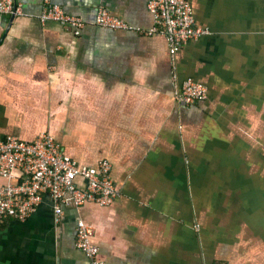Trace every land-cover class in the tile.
<instances>
[{
    "label": "crops",
    "instance_id": "1",
    "mask_svg": "<svg viewBox=\"0 0 264 264\" xmlns=\"http://www.w3.org/2000/svg\"><path fill=\"white\" fill-rule=\"evenodd\" d=\"M53 1L82 19L77 36L39 21L42 0L0 14V138L46 132L78 165L105 159L117 195L59 224L44 195L0 224V264H87L78 219L104 264H264V0H188L211 33L181 44L174 81L161 35L93 23L103 6L148 28L147 0ZM187 77L206 98L181 106Z\"/></svg>",
    "mask_w": 264,
    "mask_h": 264
},
{
    "label": "built area",
    "instance_id": "2",
    "mask_svg": "<svg viewBox=\"0 0 264 264\" xmlns=\"http://www.w3.org/2000/svg\"><path fill=\"white\" fill-rule=\"evenodd\" d=\"M42 4L37 16L41 23H57L71 29L76 36L84 27L81 18L66 14L53 0H42ZM145 6L151 17L148 28L131 25L110 14L103 6L97 8L93 23L110 30L161 35L166 42L174 81L175 55L181 44L211 32L195 24L188 0H147ZM0 14H21L20 6L14 0H0ZM206 93L203 83L187 77L176 86L173 96L181 106H188L205 99ZM0 177L5 181L0 187V224L10 219L25 221L42 203L44 195L53 202L55 224L61 222L65 206L78 209L92 203L107 207L117 195L107 160L101 159L96 167L78 165L61 153L53 137L46 132L33 141L12 135L0 138ZM93 236V228L78 219L75 228L78 250L87 259V264H104L98 257L99 248L93 242Z\"/></svg>",
    "mask_w": 264,
    "mask_h": 264
},
{
    "label": "water",
    "instance_id": "3",
    "mask_svg": "<svg viewBox=\"0 0 264 264\" xmlns=\"http://www.w3.org/2000/svg\"><path fill=\"white\" fill-rule=\"evenodd\" d=\"M13 16V15H12Z\"/></svg>",
    "mask_w": 264,
    "mask_h": 264
}]
</instances>
